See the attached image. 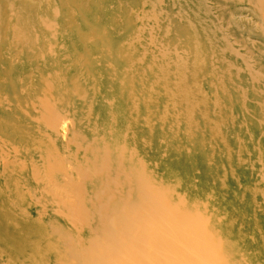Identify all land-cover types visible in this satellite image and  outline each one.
I'll return each instance as SVG.
<instances>
[{
	"label": "rangeland",
	"instance_id": "1",
	"mask_svg": "<svg viewBox=\"0 0 264 264\" xmlns=\"http://www.w3.org/2000/svg\"><path fill=\"white\" fill-rule=\"evenodd\" d=\"M189 1L0 0V217L53 264L264 241V2Z\"/></svg>",
	"mask_w": 264,
	"mask_h": 264
},
{
	"label": "bare ground",
	"instance_id": "2",
	"mask_svg": "<svg viewBox=\"0 0 264 264\" xmlns=\"http://www.w3.org/2000/svg\"><path fill=\"white\" fill-rule=\"evenodd\" d=\"M148 0H144V3L147 2ZM185 1V10L188 7L189 9L187 10V12L190 14V18L194 21V20H203V14H202V9H203V3H192L189 0H184ZM259 1V3L264 2V0H257ZM137 2V1H136ZM139 3V2H138ZM197 4V5H196ZM155 10V7L153 8V11ZM184 10V11H185ZM154 13V12H153ZM153 16V15H152ZM181 18V19H180ZM180 18H177V26H180V21L183 20V17L181 15ZM171 21L173 22L172 18ZM205 22V21H204ZM202 23V25H205V29L206 30H211L212 28L208 25H206V23ZM212 42H206L203 45H205V47H208L209 44H211ZM188 48H190V50H193V48L195 49V45H191L188 42L187 45ZM215 46L212 48V51H215ZM196 50V49H195ZM96 52V51H95ZM94 52V54H95ZM218 52V51H217ZM187 59L184 61L188 60L189 57V53H187V51H183L182 52ZM103 54V53H102ZM209 54V53H207ZM96 56V55H95ZM97 58V57H96ZM197 61H192L189 66V69L192 73V76L195 73L196 70V66L195 63ZM179 64H185V63H179ZM178 64V67L181 71L185 70L184 66H181ZM43 69V68H42ZM105 73V72H104ZM116 89V88H115ZM117 97V96H116ZM201 103L198 101H194L192 103L193 107H198L200 106ZM204 105V104H203ZM136 131V130H135ZM129 134V133H128ZM127 134V135H128ZM129 136V135H128ZM127 138V137H126ZM127 140V139H126ZM116 142V141H115ZM128 142H129V138H128ZM132 143V142H131ZM115 144V143H114ZM132 145V144H131ZM113 146V145H112ZM116 147V145H115ZM118 147V146H117ZM121 148V147H120ZM89 149V148H88ZM102 149V148H101ZM119 149V148H118ZM42 150V149H41ZM132 150V149H131ZM73 151V150H72ZM111 151V148H110ZM128 151V150H126ZM133 151V150H132ZM131 151V152H132ZM88 152V151H87ZM106 152V151H105ZM104 152V153H105ZM129 152V151H128ZM24 153V152H23ZM103 153V154H104ZM113 153V152H112ZM16 154H21V152H18ZM128 154V153H127ZM133 154V153H132ZM105 155V154H104ZM125 155V154H124ZM131 156V155H130ZM130 156L129 159L131 158ZM133 157V156H132ZM105 158V157H104ZM85 159V156H84ZM111 159V157L109 158ZM120 160V159H119ZM118 160V161H119ZM127 160V159H126ZM102 163V162H101ZM120 163V162H119ZM2 164V163H1ZM111 164V163H110ZM112 167V166H111ZM77 168V167H76ZM111 169V168H110ZM5 170V169H4ZM81 170V169H79ZM78 170V171H79ZM77 171V170H76ZM82 171V170H81ZM100 171V169H99ZM24 172V171H23ZM80 172V171H79ZM78 172V173H79ZM101 172V171H100ZM115 172V171H113ZM118 172V171H117ZM83 173V172H82ZM99 173V172H98ZM96 173V174H98ZM108 173V172H107ZM106 173V174H107ZM128 173V172H127ZM81 174V173H80ZM95 174V176H96ZM110 174V173H109ZM116 174V173H115ZM81 176V175H80ZM81 178V177H80ZM84 178V177H83ZM82 178V179H83ZM79 180V179H78ZM77 181V180H75ZM24 182V181H23ZM78 182V181H77ZM77 182H75V185L77 184ZM114 182V181H113ZM77 186V185H76ZM75 186V187H76ZM80 186V185H79ZM22 187V186H21ZM21 187L18 188V193L16 195H22V189ZM74 187V188H75ZM81 187V186H80ZM93 187V186H92ZM12 188V185H11ZM9 188V189H11ZM23 188V187H22ZM63 188V187H62ZM71 188V187H70ZM84 188V187H83ZM77 189V188H75ZM61 190V189H60ZM78 190H80L78 188ZM11 191H17L14 190L13 188L11 189ZM66 191V190H65ZM73 191V190H72ZM71 191V192H72ZM77 191V190H76ZM82 191V190H81ZM94 191V190H93ZM64 192V191H63ZM83 192V191H82ZM93 193V192H92ZM90 194V193H88ZM102 195V194H101ZM39 196V195H38ZM43 196V195H42ZM41 196V198H42ZM27 197V195H26ZM21 200V199H20ZM23 207V206H22ZM200 217L199 222H203V224L205 223L203 217H201L200 215H198ZM198 222V221H197ZM3 224V221L0 217V264H26L27 262H29L28 258H27V254L25 255V251L19 250L18 246L23 245L24 248L26 246L32 245L33 243H35L36 247H41V250H39L37 252V254L35 255V261L32 262V264H53L52 262L57 259V256L52 253L50 257L45 256L44 257V252H45V245H42L41 242L39 241H34V233L32 231H30L29 229L26 231L23 228H15V229H6V227ZM240 231V232H239ZM236 232V236L234 235V233H232V235L235 236L234 241L232 244H224L221 245L219 247V249H215L214 246L212 247V238L210 239V244H211V250H206L204 248L200 249V255L205 256V264H264V241H261L260 244L258 245L257 250L253 251L252 254L250 255L249 259L246 260V253H247V248H246V244L243 243V240L241 238V230H239ZM38 234V233H37ZM36 234V235H37ZM221 235L225 238V239H229V237H231V234H229V231L227 229L224 228V230H221ZM195 241H198V243L200 245L203 246V243L206 240L205 236H198V237H194ZM188 240V239H187ZM191 239L188 240L187 242V246L189 247ZM224 241V240H223ZM14 246V249H11L9 247ZM191 250V248H190ZM246 252V253H245ZM47 257V260L45 259ZM30 260H33V256L30 257Z\"/></svg>",
	"mask_w": 264,
	"mask_h": 264
}]
</instances>
